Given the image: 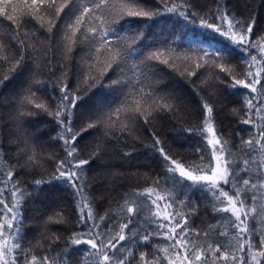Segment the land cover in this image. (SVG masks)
Listing matches in <instances>:
<instances>
[{"label":"snow or ice","instance_id":"obj_1","mask_svg":"<svg viewBox=\"0 0 264 264\" xmlns=\"http://www.w3.org/2000/svg\"><path fill=\"white\" fill-rule=\"evenodd\" d=\"M141 3L142 0H0V18L10 22L8 41L0 35V70L7 67L0 78V90L17 76H23L26 71L29 73L26 86L17 94L10 114V122L15 124V128L2 122L0 117V137L4 136L5 129H8L9 138L17 137L10 139L9 147L17 150L18 163L20 159L25 160L19 165L21 168L31 170L42 158L55 161L56 167L50 179L60 181L72 190L79 216L78 226L85 228L67 238L64 255H52L51 244L43 256L32 252L31 243L24 247L23 220L19 209L26 194L20 182L15 180V166L7 165L3 140L0 139V184L4 185L0 188V205H3L0 211L6 210L3 222H0V264H71L68 259L71 251L81 245L88 246L85 255L91 258L90 264H133L134 261L136 264H164L165 261L167 264H264V35L253 40L255 18L250 22L238 20L227 8L219 5L215 15H201L189 11L191 5L187 0L179 4L176 0H160L163 8L155 10L141 7ZM161 11L177 14L192 23H195L192 19L195 17L201 27L230 42V50L227 46L211 49L193 45L189 49L191 55L185 53L183 65L188 77L198 75L203 68L217 69L214 78L221 84L233 90L238 87L247 89L248 93L244 94L246 118L241 123L253 126L255 131L249 134L248 139L241 136L240 154L237 156L231 151V142L218 133L213 106L201 98L202 120L181 130L200 138L194 149L200 156V162L189 165L174 159L159 137L151 133V147L159 153L165 173L163 182L170 187L162 186L158 177L149 187L126 196L123 204L118 205L119 220L110 225L113 218L109 213L97 220L88 192L86 166L99 157L106 142L125 140L141 122L147 125L157 117L163 118L165 114L180 110L178 98L159 95L157 85L151 80L156 71H163L157 69L153 61L175 67L174 50L150 52L138 64L131 63L133 75L126 76L125 66L130 63L136 51L134 44L143 33L133 31L131 37L114 35L117 31L114 25L129 23L128 17L152 20ZM65 16L68 19L58 46L66 55L81 45L87 48L86 70L82 79L85 85L103 86L102 82L111 78L109 73L117 75L111 80V85L120 86L123 99L115 107L106 106V95L86 101L78 94L79 89L73 91L70 88L66 76L64 81H56V66L49 58L50 48L44 52V58L48 60L47 70L53 80L46 84L38 78L41 75L39 66L35 57L29 60V49L39 53L40 49L35 45L37 31H46L51 39L53 30L59 27ZM254 48L259 51V56L252 55ZM236 50L250 57V60L246 59L248 70L243 78H238L233 66L227 62ZM29 63L32 68H29ZM256 64L261 66L253 72ZM229 79L231 83H228ZM48 87L54 91L58 88L59 96L38 95ZM253 93L256 95H251ZM50 100L55 101L54 107ZM77 109H80L79 113ZM39 113L52 117L49 123L54 122L56 135L50 142L59 144L63 155L49 152L44 157L35 143L39 137L23 128L26 115ZM76 120L81 121L78 131ZM90 131L97 132L98 136L94 150L89 158L84 159L77 145ZM43 182L37 180L34 183L40 185ZM224 185L229 186V190H225ZM191 189L210 193L213 211L228 214L222 217L224 230L219 231V237L224 240L213 239L216 226L209 225L201 241V233L190 229L188 215L177 210V193L187 199ZM9 191L11 204L4 198ZM249 199L252 201L250 206L247 203ZM179 204L185 206V200H180ZM142 213L145 214L144 224L148 225L143 231L136 226V220ZM59 223H66L60 213L46 221V225ZM102 226L108 230L104 231ZM154 237L167 243H153ZM59 239L53 233L51 242ZM68 244L75 248L69 250ZM149 244H152L153 252H139L137 259L136 249ZM37 245L43 247L40 241Z\"/></svg>","mask_w":264,"mask_h":264},{"label":"trees","instance_id":"obj_2","mask_svg":"<svg viewBox=\"0 0 264 264\" xmlns=\"http://www.w3.org/2000/svg\"><path fill=\"white\" fill-rule=\"evenodd\" d=\"M176 2L179 4L182 0H176ZM187 3L191 5L189 11L201 15H215V10L219 5L221 8H227L238 20L250 22L252 18H255L253 40L264 35V0H187ZM140 6H147L153 10L158 7L163 8L160 0H142ZM67 19L65 16L59 27L53 30L54 35L51 39L46 31H37L35 45L40 51L36 53L29 49L28 56L30 61L34 57L36 59V64L39 66L41 73L38 78L46 84L53 80L47 70L48 60L44 58V52L50 48L49 58L56 66L54 78L56 81L62 82L66 76L70 88L73 91L79 89L78 94L86 101L89 98L95 99L96 96L106 95V106L115 107L123 99L120 86L111 85V80L116 79L117 75L109 73L111 78H106L102 82L103 86L101 84H95L94 87L85 85L82 83V79L86 70L85 57L87 48L81 45L71 54L66 55L58 46L63 34L62 29ZM192 19H195V23H192L191 20L186 21L177 14L161 11V14L155 16L152 20L128 17L129 23L122 26L114 25L117 29L114 35L131 37L133 31L143 33L134 44L136 51L132 54L130 63L125 66V75L132 76L131 63L138 64L154 49L192 46L194 41L199 44H214L215 49H224L225 46L229 50L231 49L229 41L212 30L201 27L199 19L195 17ZM9 24V21L0 18V35L3 36L5 41H8ZM29 30L31 31L30 26ZM16 51L18 52L19 49H16ZM251 52L257 56L260 55L255 48ZM246 59H248L247 54L236 50L232 52L227 62L231 66L234 65L236 67L238 63L245 62ZM152 63L156 64L157 69H163V71H156L155 75L151 77L152 82L159 89L158 94L177 97V104L180 110L176 113L165 114L163 118L157 117L147 125L141 122V125L125 140L106 142L104 150L99 157L86 166L85 175L89 186L88 192L97 220L100 216L109 213L113 218V220L109 221L110 225L113 221L119 220L118 205L123 204L126 196L149 187L158 177L161 178L162 186L170 187V185H165L163 182L162 177L165 173L159 153L154 152L151 147V133L154 132L159 137L165 150L174 159L189 165L200 162V156L194 150L200 138L196 135L190 136L181 130L197 125L202 120L200 114L201 98L206 99L213 106L214 121L218 133L231 142V151L237 156L240 154L241 136L244 139H248L249 134L255 131L253 126L241 123L246 118L247 109L244 106V94L248 93L247 89L238 87L233 90L226 84H221L220 86L217 85V89H223L217 94L216 91L210 89L212 87L210 84H202L193 78H183L179 72L168 65L160 64L156 61ZM32 66L29 63V68H32ZM6 70V66L5 69L0 70V78H2ZM28 75L29 73L26 71L23 76H17L0 90V117L3 118L2 122L8 123L11 128H15V124L10 122V114L13 113L17 94L21 93L22 88L26 86ZM231 82L229 79L228 83ZM262 83H264V80H262ZM162 84L166 86L163 87ZM167 86L171 87L168 88ZM257 87L259 88L260 86L258 85ZM113 88L116 90L113 91ZM124 91H127V89H124ZM38 95L58 97L59 90L56 88L54 91L52 87H48L45 91L38 93ZM251 95L256 94L253 93ZM49 103L53 107L55 106L54 100H50ZM79 111L80 109H77V113ZM253 118L255 119V116ZM49 121H52V117L48 116L47 113H39V115H26L22 123L23 128L29 134H35L39 137L35 143L38 146V151L44 157L49 152L63 155L60 152V145L50 142L52 137L56 135V128L54 122L49 123ZM80 126L81 121L76 120L75 127L77 131ZM7 133L8 129H5L4 136L0 137L4 144L3 153L7 159V165L15 166L17 173L15 180L20 182L26 194L19 209L23 220L21 229L24 236V247L27 248L29 243H31L33 246L32 252L43 256L49 251V245L51 244L52 255H64L67 238L73 232L85 230L83 225L78 226L79 216L72 190L62 182L50 179L56 167L55 161H48L46 158H42L37 166L31 170L19 167V165L25 163V160L20 159L18 163L17 150L14 147H9L10 139H16L17 137L9 138ZM97 136L98 133L95 131L84 134L83 139L77 145L80 149L81 158H89L90 153L94 150V141ZM20 138H23V134H21ZM125 153H130V155H125ZM37 180L44 182L36 185L34 182ZM2 187L4 185L0 184V188ZM8 187L11 188V185H8ZM223 187L225 190H229V186L224 185ZM177 197V210L188 215L189 227L193 232L199 231L201 233V241L203 240V233L208 229L209 225L216 226L213 239H225L219 237V231L224 230L222 217L228 214L215 213L213 211V197L210 193L201 189H191L188 191L187 199L179 192ZM4 198L7 203L11 204L10 191L5 193ZM180 200H185V206H180ZM247 203L250 206L252 201L249 199ZM0 209H3V205H0ZM4 211H0V222H3ZM56 213H60L65 218L66 223L46 225L48 218L55 216ZM10 215L9 213V218ZM144 215L142 213L139 219L136 220V226L141 231L148 227V225L144 224ZM103 230L107 231L108 229L103 228ZM53 233L60 237L59 241L55 243L51 242ZM38 241L42 243V248L37 245ZM153 243L163 245L167 242L162 238L154 237ZM67 247L69 250L75 248V246L70 244ZM87 248L88 246L81 245L76 250L71 251V255L68 257L71 260V264H90L91 258L85 255ZM143 251L151 254L153 252L152 244L147 247L141 246L137 248V259L139 252ZM117 254L119 255V253ZM133 264H136V261ZM164 264H167V262L165 261Z\"/></svg>","mask_w":264,"mask_h":264},{"label":"rangeland","instance_id":"obj_3","mask_svg":"<svg viewBox=\"0 0 264 264\" xmlns=\"http://www.w3.org/2000/svg\"><path fill=\"white\" fill-rule=\"evenodd\" d=\"M193 45L207 46L211 49L216 48L214 44L213 45H211V44L209 45V44H205V43L199 44L195 41L192 43V46ZM192 46H186V47H180V48L166 47L162 50H167V49H173L174 50V52L172 53V56H173V59L175 60V67H171V68L173 70L179 72L183 78H187V79L193 78L202 84H210L212 86V87H210V89L212 91H216V93L218 94L220 92V90L223 88L217 89V87L221 85V83L214 78V73L218 72L217 69L203 68V69L199 70L198 75L192 76V77L187 76V74L185 72V67L183 65V57H184L185 53H189V49L192 48ZM153 51H155V49ZM153 51H151V52H153ZM189 55H191V53H189ZM252 55H256V54L252 53ZM165 58H167V56ZM177 58H179V59H177ZM248 59L250 60V57H248ZM193 67H194V63H193ZM259 67H260V64H256L255 67H253L252 71L255 72L256 68H259ZM233 68H234L235 73L237 74L238 78H243V74L248 70V64L246 63V61L242 62V63L240 62L237 64L236 67H234V65H233ZM165 86L166 85H163V87H165ZM167 87L170 88L171 86H167ZM173 89H178V88H173ZM212 99H213V97H212Z\"/></svg>","mask_w":264,"mask_h":264}]
</instances>
